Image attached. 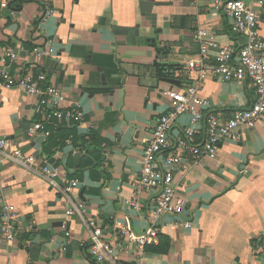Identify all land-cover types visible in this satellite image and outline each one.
<instances>
[{
	"label": "crops",
	"instance_id": "crops-1",
	"mask_svg": "<svg viewBox=\"0 0 264 264\" xmlns=\"http://www.w3.org/2000/svg\"><path fill=\"white\" fill-rule=\"evenodd\" d=\"M146 1L157 5L143 14L141 0H53L56 14L41 27L40 0H0V53L13 49L19 56L10 65L11 75L44 72L46 84L64 94L62 107L83 111L79 133L96 130L105 141L104 163L97 173L80 172L84 153L70 146L56 153L63 166L57 177L61 186L70 176L82 175L76 179L80 187L68 199L41 173L47 138L27 134L41 120L36 99L15 90L0 92V137L27 155L39 154L31 169L0 154V195L19 216L16 242L8 245L0 239V264H98L90 254L91 233L85 222L66 215L70 200L85 204L84 219H95L104 240L113 244V261L107 264H264V118L255 128L241 130L240 141L221 145L216 159L176 173L191 229L164 217L157 224L158 244L141 248L119 238L128 220L136 234L150 226L156 192L137 191L141 158L157 121L169 111L165 92L200 81L199 73L188 68L200 53L198 29H209L221 45L237 50L244 43L209 0ZM262 13L264 39V9ZM45 38L54 42L56 54L36 63L28 52ZM123 42L126 46L120 45ZM128 50L146 56L127 57ZM118 59L132 65L125 66L129 72ZM207 62L212 64V59ZM161 66L175 84L157 86ZM201 85L203 96L223 119L254 101V86L248 81L207 78ZM188 122L181 118L175 131ZM131 200L139 202L138 209L126 204Z\"/></svg>",
	"mask_w": 264,
	"mask_h": 264
},
{
	"label": "built area",
	"instance_id": "built-area-1",
	"mask_svg": "<svg viewBox=\"0 0 264 264\" xmlns=\"http://www.w3.org/2000/svg\"><path fill=\"white\" fill-rule=\"evenodd\" d=\"M215 13L223 14L229 21L233 34L243 40L237 50L233 45H221L217 36L209 29L201 27L195 38L199 44L198 58L188 62V68L197 71L200 81L184 88H171L165 92L169 100V111L157 121L149 142L143 150L137 191H155L156 197L149 213L150 226L145 233L136 234L131 221L119 232V238L135 243L143 248L160 241L157 224L164 217H171L174 225L185 229L193 227L192 218L186 215L185 198L178 194L175 175L201 167L205 159H216L218 150L227 141H240L241 130L253 129L264 118V39L260 35L264 0H209ZM41 27L56 14L53 0H40ZM13 14H15L13 12ZM23 52H28L21 48ZM36 63L45 58L54 57L56 48L53 41L42 39L28 52ZM212 59V64L207 62ZM19 60L18 53L7 49L0 53V92L19 91L36 99L39 104L41 120L31 125L28 137L41 134L48 137L44 123L52 118L59 120H84L79 107L63 108L64 94L53 85L46 84V74L38 71L22 72L16 77L11 75L10 65ZM207 78L228 82H250L254 86L255 96L252 105L235 111L232 117L223 119L220 113L213 111L211 101L203 96L201 81ZM187 117L188 124L177 131L175 126L181 118ZM0 154L10 163H16L31 169L37 166V158L15 149L7 137H0ZM3 158H0V164ZM63 171L62 165L43 162L41 173L48 183L68 197L80 187L78 180H71L61 186L57 180ZM246 171L244 170L243 173ZM126 204L138 209L137 200ZM85 204L70 200L67 216H79L91 233L90 254L98 264L113 261L115 249L112 243L104 240L102 229L95 219L85 220ZM0 239L10 245L17 240L16 223L19 220L16 207L10 204L4 195H0ZM67 237L70 233L66 234ZM141 264V263H139Z\"/></svg>",
	"mask_w": 264,
	"mask_h": 264
},
{
	"label": "trees",
	"instance_id": "trees-1",
	"mask_svg": "<svg viewBox=\"0 0 264 264\" xmlns=\"http://www.w3.org/2000/svg\"><path fill=\"white\" fill-rule=\"evenodd\" d=\"M165 69L166 67H159V74L167 77ZM80 124L81 121L79 119L59 120L57 118H52L44 123L45 130L50 134L42 148L41 156L44 162L56 166L61 165V163L55 159V155L57 152L70 146L74 150L84 153L85 157L82 159L79 167L80 172L90 170L91 172L97 173L99 171V167L104 163L103 146L105 141L96 130H91L87 134H80L78 130ZM65 166L68 168L69 164ZM81 178L82 175L79 173L70 176L71 180ZM160 245H162V243H160L159 246ZM159 246L157 248H159ZM151 249H156V247Z\"/></svg>",
	"mask_w": 264,
	"mask_h": 264
},
{
	"label": "water",
	"instance_id": "water-1",
	"mask_svg": "<svg viewBox=\"0 0 264 264\" xmlns=\"http://www.w3.org/2000/svg\"><path fill=\"white\" fill-rule=\"evenodd\" d=\"M155 5H157V4L147 2L146 0H141L140 8H141L142 13L146 14V13H150ZM153 44H155V41H153ZM120 45L126 46V43L123 42V43H120ZM132 45L134 47L137 46L136 39L132 40ZM125 55L127 57H145L146 53L144 51L128 50V51H126ZM148 56H149V54H148ZM118 62L122 64V60L121 59H118ZM125 66L129 67V66H132V65H127V64L123 65L122 64V66H121L122 69H124L125 71L129 72V70H127V68H125ZM134 68L135 69L137 68V71H142L141 67H136L135 66ZM155 80L157 82L156 84H157L158 87L160 86L161 83H164V84H175L174 80L170 79L169 77H165V76H161V75L159 76V74L158 75L156 74ZM38 157H39V154L37 155V158Z\"/></svg>",
	"mask_w": 264,
	"mask_h": 264
}]
</instances>
